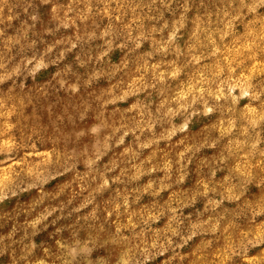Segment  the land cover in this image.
I'll use <instances>...</instances> for the list:
<instances>
[{"label": "rangeland", "instance_id": "obj_1", "mask_svg": "<svg viewBox=\"0 0 264 264\" xmlns=\"http://www.w3.org/2000/svg\"><path fill=\"white\" fill-rule=\"evenodd\" d=\"M0 264H264V0H0Z\"/></svg>", "mask_w": 264, "mask_h": 264}]
</instances>
